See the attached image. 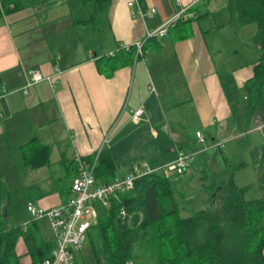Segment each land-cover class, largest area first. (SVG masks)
Segmentation results:
<instances>
[{"label": "crops", "instance_id": "1", "mask_svg": "<svg viewBox=\"0 0 264 264\" xmlns=\"http://www.w3.org/2000/svg\"><path fill=\"white\" fill-rule=\"evenodd\" d=\"M13 1L0 19V192L7 230L30 229L39 241L56 244L50 221L34 220L27 206L65 203L78 158L98 166L107 156L117 179L133 165L159 171L177 150L202 156L259 130L257 119L246 126L243 89L261 57L257 27L240 25L227 0H110L99 14L96 0ZM171 21L165 33H155ZM136 43L143 44L142 55ZM115 62L122 64L114 68ZM23 68L41 71L52 83L25 93ZM140 108L144 115L136 123L132 114ZM33 140L49 148L45 166L28 162L37 148ZM252 159L257 184L264 179L263 156ZM236 166L211 189L233 178L250 187L248 198L257 186L238 179L249 163ZM260 198L264 186L248 199ZM96 209L100 217L108 208ZM87 251H78L74 264L91 260L95 251ZM16 253L19 264H34L23 237Z\"/></svg>", "mask_w": 264, "mask_h": 264}, {"label": "trees", "instance_id": "2", "mask_svg": "<svg viewBox=\"0 0 264 264\" xmlns=\"http://www.w3.org/2000/svg\"><path fill=\"white\" fill-rule=\"evenodd\" d=\"M110 0H96L104 13ZM13 0L0 5V19ZM2 8V9H1ZM229 12L240 25H256L254 37L261 57L253 77L243 89L247 98V127L255 119L264 123V0H227ZM130 49L129 51H131ZM122 63L115 62L114 68ZM37 148L28 155L33 168L49 162V148L33 140ZM92 162V158H83ZM111 159L100 156L96 179L108 184L114 178ZM250 187H239L230 178L212 190L213 206L181 218L170 180L163 171L136 180L134 189L113 200L99 217L113 264H264V198L248 199ZM121 209L127 213L120 215ZM23 237L34 264L51 257L54 246L37 239L30 229L4 227L3 194L0 192V264H19L16 253Z\"/></svg>", "mask_w": 264, "mask_h": 264}, {"label": "built area", "instance_id": "3", "mask_svg": "<svg viewBox=\"0 0 264 264\" xmlns=\"http://www.w3.org/2000/svg\"><path fill=\"white\" fill-rule=\"evenodd\" d=\"M129 6H134L130 3ZM155 13V9L152 10ZM141 16L142 13L139 11ZM178 14L175 21L179 19ZM174 21L164 25L155 33L163 34L167 31ZM138 51V55H142L143 44L136 43L134 45ZM132 46L125 45L122 49L130 50ZM111 56H115L112 54ZM23 77L25 81L24 92L36 84L42 82L52 83V77H47L41 71L31 68H23ZM144 115V109L140 108L133 112L132 120L138 123ZM259 130L264 129V124L258 126ZM201 142H204L201 133L197 134ZM191 161V155L183 150H177L176 159L159 171H152L147 164L133 165L131 171L123 177L117 178L108 184H100L96 179L97 162H88L82 158H78V173L71 185L70 197L67 201L58 207L43 209L37 207L34 202L28 203V213L34 220L46 218L50 221L54 235L55 248L51 253V257L41 264H74L75 255L80 251L87 240L89 230L97 225L99 215L96 205L109 208L113 200H117L120 196L131 192L134 189L136 180L155 172H172L178 175H184ZM122 218L127 217L124 209H121ZM127 264H135L133 260Z\"/></svg>", "mask_w": 264, "mask_h": 264}, {"label": "rangeland", "instance_id": "4", "mask_svg": "<svg viewBox=\"0 0 264 264\" xmlns=\"http://www.w3.org/2000/svg\"><path fill=\"white\" fill-rule=\"evenodd\" d=\"M225 147L212 150L202 156H191L190 164L184 175L166 172L181 218H187L201 209L213 206L211 196L213 180H225L223 177L225 172L235 173L236 169L238 170L236 165L241 162H247L249 166L242 169L238 179L239 184L257 186L248 198L256 197L261 192L264 179L255 184L256 172L251 163L252 156H263L262 163H264V129L254 131L251 136L232 141ZM225 158L227 165L223 164ZM84 247L88 249V253L95 251L92 259H87L86 264H113L99 227L93 228Z\"/></svg>", "mask_w": 264, "mask_h": 264}]
</instances>
